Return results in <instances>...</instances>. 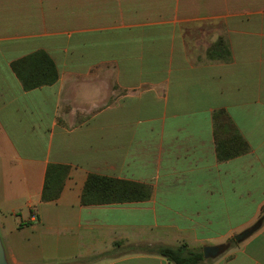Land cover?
Wrapping results in <instances>:
<instances>
[{
    "label": "crops",
    "instance_id": "obj_1",
    "mask_svg": "<svg viewBox=\"0 0 264 264\" xmlns=\"http://www.w3.org/2000/svg\"><path fill=\"white\" fill-rule=\"evenodd\" d=\"M179 2L0 0V234L11 264H174L144 247L203 251L256 224L264 15L227 14L230 57L212 60V42L185 34ZM39 50L59 78L26 90L11 64ZM219 110L250 146L225 161ZM50 164L70 169L59 198L43 201ZM90 174L146 184L150 197L84 205ZM234 249L201 264H264V221L226 259Z\"/></svg>",
    "mask_w": 264,
    "mask_h": 264
},
{
    "label": "trees",
    "instance_id": "obj_2",
    "mask_svg": "<svg viewBox=\"0 0 264 264\" xmlns=\"http://www.w3.org/2000/svg\"><path fill=\"white\" fill-rule=\"evenodd\" d=\"M216 47L224 49L223 58L229 59L230 49L223 40H220ZM11 66L26 90L54 84L59 78L55 61L44 50L33 52L15 60ZM214 121L216 124L217 153L220 160L225 161L249 151L248 142L225 110L217 111L214 114ZM69 169V166L62 164H50L48 166L42 194L43 201H54L59 198ZM150 194V189L146 184L90 174L82 193V203L84 205L133 203L148 199ZM263 221L264 217L256 223L262 225ZM144 248L162 255L174 264H201L205 259L202 250L190 248L187 244L178 247L154 246Z\"/></svg>",
    "mask_w": 264,
    "mask_h": 264
},
{
    "label": "rangeland",
    "instance_id": "obj_3",
    "mask_svg": "<svg viewBox=\"0 0 264 264\" xmlns=\"http://www.w3.org/2000/svg\"><path fill=\"white\" fill-rule=\"evenodd\" d=\"M179 3L181 10L184 9L186 12L189 11L188 14H191L190 17H185V21L182 23L187 28L185 34L190 40L200 41L204 45L212 42L207 50V57L212 60H219L220 57L226 60L223 58L225 50L216 47L220 40H223L230 49L227 14L238 11L240 17L247 15L255 19H261L264 15V0H180ZM248 52L251 56L253 53L255 55L260 54V51L255 50L253 47ZM253 68L254 73L257 74L259 72L258 67L255 65ZM262 217H264V207L257 221ZM229 242L232 248L235 247V249L232 253H227L226 259H233L237 248L242 249L246 240L236 242L232 237ZM209 262H213V260H208L207 263Z\"/></svg>",
    "mask_w": 264,
    "mask_h": 264
},
{
    "label": "water",
    "instance_id": "obj_4",
    "mask_svg": "<svg viewBox=\"0 0 264 264\" xmlns=\"http://www.w3.org/2000/svg\"><path fill=\"white\" fill-rule=\"evenodd\" d=\"M260 224H255L235 236L237 242H242L254 234L259 228ZM230 248V243H222L217 245H205L203 247V255L205 259L217 258ZM0 264H11L6 253V249L0 234Z\"/></svg>",
    "mask_w": 264,
    "mask_h": 264
}]
</instances>
